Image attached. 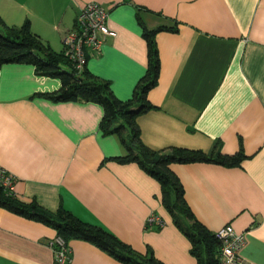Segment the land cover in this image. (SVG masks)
Segmentation results:
<instances>
[{"label":"crops","instance_id":"1","mask_svg":"<svg viewBox=\"0 0 264 264\" xmlns=\"http://www.w3.org/2000/svg\"><path fill=\"white\" fill-rule=\"evenodd\" d=\"M90 1L109 10L117 34L88 55L86 66L123 100L149 67L144 29L178 28L155 34L160 70L147 93L155 107L137 117L141 138L154 149L210 151L218 143L224 153L244 150L239 166L197 161L170 168L197 219L212 233L227 223L245 231L241 255L247 264H264V0H0V15L10 25L29 19L32 31L61 51ZM61 86V78L33 64L0 65V167L15 177L16 197L53 212L62 205L138 251L150 245L166 264H198L162 202L159 181L137 162L113 158L127 149L101 129L103 105L40 94ZM152 212L165 221L159 229L147 224ZM57 236L51 225L0 204V264H57ZM68 246L70 264H124L87 240Z\"/></svg>","mask_w":264,"mask_h":264},{"label":"trees","instance_id":"2","mask_svg":"<svg viewBox=\"0 0 264 264\" xmlns=\"http://www.w3.org/2000/svg\"><path fill=\"white\" fill-rule=\"evenodd\" d=\"M166 28L178 30L177 27L166 26L144 29L143 34L149 45V67L137 84L133 97L127 100L118 98L109 80L96 76L87 66L82 71L77 70L64 50H55L32 31L29 19L20 25H10L0 15V65L10 62L30 63L40 74L61 78L59 90L40 93L53 100L80 99L103 105L101 129L105 134H117L127 149L126 154L113 158L123 163L137 162L157 179L161 185L162 202L177 227L190 239V251L198 264H219L221 242L193 213L186 201L183 184L171 170L170 164L203 161L239 166L247 155L243 149L236 153H224L218 143L210 151L183 146L154 149L142 140L137 117L155 107L147 97L148 91L158 82L160 70L155 34ZM0 204L18 214L51 225L67 244L75 238L87 240L124 264H166L155 255L150 245L146 252L138 251L103 227L80 219L62 205L53 212L36 201H22L1 182Z\"/></svg>","mask_w":264,"mask_h":264},{"label":"built area","instance_id":"3","mask_svg":"<svg viewBox=\"0 0 264 264\" xmlns=\"http://www.w3.org/2000/svg\"><path fill=\"white\" fill-rule=\"evenodd\" d=\"M117 31L109 25V10L99 2H87L79 11L73 28L63 36L64 53L70 58L74 67L82 71L90 53L99 52L109 36H115ZM15 177L0 167V182L13 192ZM165 221L156 212H152L147 224L163 226ZM220 240L219 264H247L241 255V248L246 241V232L237 231L227 223L215 232ZM56 251L57 264H70L71 249L65 239L57 236L51 242Z\"/></svg>","mask_w":264,"mask_h":264}]
</instances>
